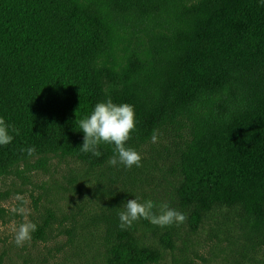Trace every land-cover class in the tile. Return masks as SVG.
I'll return each instance as SVG.
<instances>
[{"label": "trees", "instance_id": "obj_1", "mask_svg": "<svg viewBox=\"0 0 264 264\" xmlns=\"http://www.w3.org/2000/svg\"><path fill=\"white\" fill-rule=\"evenodd\" d=\"M109 98L134 106L140 167L111 165L113 144L81 151L79 120ZM0 117V179L57 158L100 195L85 218L100 264H157L206 223L264 239V0H0ZM135 197L187 219L122 230ZM66 218L47 207L32 239L74 244Z\"/></svg>", "mask_w": 264, "mask_h": 264}, {"label": "rangeland", "instance_id": "obj_2", "mask_svg": "<svg viewBox=\"0 0 264 264\" xmlns=\"http://www.w3.org/2000/svg\"><path fill=\"white\" fill-rule=\"evenodd\" d=\"M193 1L196 0H190ZM29 168L26 177L12 174L0 179V206L8 211L5 218H0V264H100L88 243L93 223L85 221L97 208L100 195L88 190L76 164L69 160L55 158L45 169L34 162ZM148 183L151 181L144 186ZM20 206L25 208V215L12 211ZM47 207L59 217L65 215L66 225L76 219V242L67 245V235L52 229L45 241L31 239L17 247L14 235L19 224L39 221ZM212 226L206 223L196 232L182 229L184 241L178 240L173 250L167 248L157 264H264V239L246 242L238 228L220 230ZM95 242L93 239L91 243Z\"/></svg>", "mask_w": 264, "mask_h": 264}, {"label": "clouds", "instance_id": "obj_3", "mask_svg": "<svg viewBox=\"0 0 264 264\" xmlns=\"http://www.w3.org/2000/svg\"><path fill=\"white\" fill-rule=\"evenodd\" d=\"M78 124L84 133L83 143L80 146L81 151L100 156L98 145L101 143L113 144L115 155L109 161L111 165L115 166L120 163L129 169L133 166H141V153L132 147L126 146L131 133L136 128L135 109L132 104H116L109 98L106 102L97 103L93 111L87 117L79 120ZM9 128L10 126L4 118L0 117V145H8L12 142L13 135L10 133ZM12 132L19 134V129L13 127ZM152 139L153 142L156 141L155 134ZM26 151L29 156H32L35 148L30 147ZM17 199L21 200L23 204L27 203L22 197H17ZM12 211L20 215H25L26 212L23 206L15 207ZM118 215L119 227L122 230L130 228L134 222L141 218L162 228L173 224L179 226L187 219L183 212L171 208L167 202H163L157 207L152 200L142 202L140 197L127 200L124 210L120 211ZM36 230L37 225L31 221L25 220L20 223L14 235L16 246L23 247L26 242H30L32 233Z\"/></svg>", "mask_w": 264, "mask_h": 264}]
</instances>
